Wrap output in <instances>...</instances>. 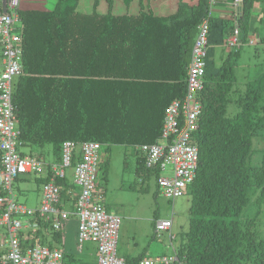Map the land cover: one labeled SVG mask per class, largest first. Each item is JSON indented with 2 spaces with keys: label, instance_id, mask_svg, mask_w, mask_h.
Instances as JSON below:
<instances>
[{
  "label": "trees",
  "instance_id": "1",
  "mask_svg": "<svg viewBox=\"0 0 264 264\" xmlns=\"http://www.w3.org/2000/svg\"><path fill=\"white\" fill-rule=\"evenodd\" d=\"M95 1L91 13L77 7L79 0H55L45 11L17 7L22 72L12 91L19 150L40 149L41 158L42 150L50 146L59 162L65 142L79 146L94 141L106 149L131 147L139 154L137 175L145 178L151 169L145 167L139 147L161 138L166 107L185 93L190 50L197 26L207 15L208 0H198L187 16L178 0L176 11L161 17L151 9L145 12L143 0L137 15L114 14L113 0H105L107 11L99 14ZM119 1L129 6L132 0ZM256 1L242 0L237 23L210 18L202 113L193 135L198 170L186 190L188 228L174 248L187 264H264V238L257 229L264 162L251 166L248 161L253 138L264 136V66L241 87L236 76L241 46L220 65L213 59L216 47L227 46L235 25L241 45L245 43ZM79 157V147L73 148L72 165ZM152 170L158 178L157 170ZM55 182L60 188H77L65 178ZM251 194L256 195L258 208L252 216H241ZM36 224L37 231L20 233L23 249L46 245L44 230L60 244L61 232L50 222L37 218ZM144 258H149L145 251L136 257L127 255L124 261L138 264Z\"/></svg>",
  "mask_w": 264,
  "mask_h": 264
},
{
  "label": "built area",
  "instance_id": "2",
  "mask_svg": "<svg viewBox=\"0 0 264 264\" xmlns=\"http://www.w3.org/2000/svg\"><path fill=\"white\" fill-rule=\"evenodd\" d=\"M216 2L217 0H208L207 15L197 26L183 97L170 102L166 107L161 138L156 143L139 147L145 167L157 170L160 175L157 180L158 188L171 200L182 197L197 176L199 151L193 143V135L198 130L202 113L200 94L204 89L210 18ZM234 2L238 5L242 0ZM18 3V0H9V9L0 12V226L5 229L0 264H66L64 251L60 248L35 245L23 249L20 233L28 229L35 231L37 218L50 222L55 231L62 232L70 213L60 208L61 188L55 179H64L66 170L71 167L73 184L79 188L74 205L79 245L85 242L95 244L97 264H126L124 258L118 256L116 249L122 220L120 216L106 210L103 192L96 182L101 145L94 141L84 142L79 146L65 142L61 160L55 163L23 155L19 150L20 131L16 125L12 91L14 79L22 72V26L16 12ZM233 18L237 23L239 13L236 12ZM239 31L238 25H235L233 33L226 40V45L231 50L238 49L242 44ZM78 147L79 161L72 165V149ZM168 165L170 175L166 174ZM26 174L36 177L45 175L48 178L42 186L38 209H30L18 202L12 190L15 180ZM24 218H33V221H24ZM171 226L172 219L154 222L156 238L167 232L171 255L144 258L138 264H187L174 251Z\"/></svg>",
  "mask_w": 264,
  "mask_h": 264
},
{
  "label": "rangeland",
  "instance_id": "3",
  "mask_svg": "<svg viewBox=\"0 0 264 264\" xmlns=\"http://www.w3.org/2000/svg\"><path fill=\"white\" fill-rule=\"evenodd\" d=\"M23 4L24 3V0ZM262 0H260L261 2ZM258 3L260 6H264L263 2ZM84 0H79L78 8L83 9ZM22 4V2H21ZM26 5V4H25ZM27 7H33V3L27 4ZM36 6V4H35ZM37 7V6H36ZM257 31L250 38L253 41L259 42L264 38V24H257ZM264 42V41H263ZM255 52L256 55L254 54ZM236 76L241 79V75L245 74L248 70L253 73L254 70L260 68V65L255 64L260 60L262 63L264 60V43H257L253 46H245L241 50V55L238 59ZM252 65V68H248ZM258 71H256V74ZM30 149V148H28ZM44 162L51 161L53 159L51 153V147L46 146L44 149ZM40 149H37L36 154ZM35 157V156H33ZM139 154L134 151L131 147L124 146H110L109 149H100V161L101 164L97 168L96 182L98 188L103 192L105 199L106 210L110 213L120 216L121 218V231L127 222H133L130 225L131 228L135 227V222H157L158 220L172 219L173 229L172 234L176 240H173L172 245L174 248L177 247L178 242L188 228L189 221V196L188 192L175 200L166 198L162 191L157 185V176L153 170H149L148 176H141L139 180L137 175L138 163L137 159ZM251 166H261L264 162V136H256L252 140V153L248 160ZM73 169L68 168L66 173H72ZM170 166L166 168V174L170 175ZM160 176V175H159ZM73 179V174H72ZM23 187L27 192L22 193L18 188ZM77 187V186H76ZM78 192L79 188L77 187ZM13 192L16 198L21 202H26V197L36 194L38 198H41V186L40 183L34 180L31 176L27 181H18L13 183ZM255 194H251L249 204L243 209L241 216L254 215L258 208L257 203H254ZM261 213L258 217V232L261 238H264V199L260 206ZM74 217H70L69 221L73 220ZM139 226V224H138ZM5 229L0 226V252L3 251L1 245L4 244ZM86 243V242H85ZM83 243V245L85 244ZM165 244L168 249L170 247L169 238L167 233L160 234V238H153L148 236V240L143 237L136 236L135 242H133L128 236L124 237L120 245L122 249H126L131 255H140L145 250V255H150V249L153 244ZM117 254L120 256V249ZM156 250H161L160 247L155 246ZM171 254V250H169ZM159 257V256H157ZM149 257V258H157ZM93 261V260H92Z\"/></svg>",
  "mask_w": 264,
  "mask_h": 264
},
{
  "label": "crops",
  "instance_id": "4",
  "mask_svg": "<svg viewBox=\"0 0 264 264\" xmlns=\"http://www.w3.org/2000/svg\"><path fill=\"white\" fill-rule=\"evenodd\" d=\"M18 7L19 10H31V9H37V10H49L53 7V4L55 3V0H24V3L30 4L33 3V7L30 8L29 6L27 7L25 4H23L22 0H18ZM8 2L9 0H0V12L8 10ZM22 2V4H21ZM95 0H84L83 3V11L85 13H91V11L94 10V5H95ZM198 2V0H182V6H183V13L185 16L190 14L191 8ZM260 0L254 2L252 9H251V14H250V27L252 31H254V28H256L257 24H264V6L258 5ZM264 4V0H262ZM260 2V3H261ZM140 0H132L129 6L124 5L122 1L119 0H113V11L114 14L116 15H125L126 13H129L131 15H137L139 11L141 10L140 8ZM36 4V6H35ZM142 4L144 5L145 12H148V9H151L155 15L158 16H167L169 14H172L176 11L178 8V0H143ZM240 7L241 4L236 5L234 0H217L216 5L213 8L212 11V16L215 18L219 19H230L234 20V14L236 12H240ZM107 3L105 0H97V7L95 11L99 14H104L107 11ZM257 30V28H256ZM250 31V34L248 35V38L246 39L245 43L241 45L240 52L245 46H255L257 41H253L250 36L254 35V33ZM250 41L253 43L250 44ZM229 52H231V49H229L227 46H219L216 47L214 52H213V59L216 63V65H220L228 56ZM257 52L254 54L256 55ZM239 61V60H238ZM263 63L258 60V62L255 64L260 65V68L257 70H254L253 73L249 72V70L241 75V79L238 80L239 85L242 87L245 85L248 81L254 80L263 70L264 66V60H262ZM2 63L1 59V47H0V64ZM248 68H252V65H249ZM256 71L258 73L256 74ZM36 149H28V147H22L20 149L21 153H24V155H29V156H35V157H40V151L38 154H36ZM44 152V150H42ZM45 155H43L41 158H44ZM56 161L54 158L51 161H47L46 163H55ZM72 173H66L65 179L67 180L68 184L71 185L73 184V179H72ZM33 176L34 180L36 181L37 179L43 180L42 183H40L41 186V197H42V186L46 180L45 175L43 177H37L34 175H24L20 176L16 182L18 181H27L29 178ZM42 178V179H41ZM139 180H141V176H138ZM37 182V181H36ZM19 191L22 193L27 192V190L23 187L18 188ZM61 192L63 195H61V204L60 208L64 211H67L70 213V216L68 217V220L63 224L62 232H61V242L60 244L53 242L52 241V235L51 232L48 230H44L43 235H44V242L46 245L45 247L50 244L51 247L53 248H60L64 251L65 254V261L66 264H97L96 258V247L95 244L92 242H86L84 245L82 244L81 246L78 243L77 239V218L74 214V205H75V199L76 195L78 193V189L71 188L69 187L68 189L65 187L61 188ZM15 194V193H14ZM17 196H15L16 198ZM16 200L25 206H27L30 209H38L41 204V198L39 199L38 196L34 193L29 197H26L25 201L26 202H21L17 198ZM106 204V203H105ZM107 206V205H106ZM70 217H74V222L73 220L69 221ZM24 221H33V218H24ZM133 224V222H127L123 229L122 233L120 234L121 231V225L119 228V235H118V241H117V248H119V243L123 240L124 237H129L133 242H135V237L139 236L140 239L141 237L144 236L146 241L148 240V236H153L154 235V223L153 222H135V227L131 228L130 225ZM139 224V226H138ZM172 229H173V222L171 226V234H172ZM29 231L26 230L25 233ZM37 231V230H36ZM24 233V234H25ZM167 233V232H163ZM173 235V234H172ZM155 238V236H153ZM122 245V244H121ZM120 245V257L125 258L127 255H130L132 257H136L139 255H131L127 253L128 251L126 249H122L123 247ZM155 246L160 247L161 250H156L155 251ZM167 246L165 244H153V246L150 249V255H145V257H157V256H169V250H171L169 247L168 249L166 248ZM116 248V249H117ZM174 248V247H173ZM118 251V249H117ZM145 250H143L144 252ZM171 255V254H170ZM70 256H74L73 259L70 258ZM93 260V261H92ZM69 261V262H68Z\"/></svg>",
  "mask_w": 264,
  "mask_h": 264
},
{
  "label": "bare ground",
  "instance_id": "5",
  "mask_svg": "<svg viewBox=\"0 0 264 264\" xmlns=\"http://www.w3.org/2000/svg\"><path fill=\"white\" fill-rule=\"evenodd\" d=\"M191 51V50H190ZM26 239V238H25ZM2 252V251H1Z\"/></svg>",
  "mask_w": 264,
  "mask_h": 264
}]
</instances>
